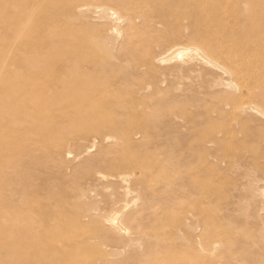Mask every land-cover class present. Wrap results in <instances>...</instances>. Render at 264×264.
Returning a JSON list of instances; mask_svg holds the SVG:
<instances>
[{
	"label": "rangeland",
	"instance_id": "obj_1",
	"mask_svg": "<svg viewBox=\"0 0 264 264\" xmlns=\"http://www.w3.org/2000/svg\"><path fill=\"white\" fill-rule=\"evenodd\" d=\"M263 115L264 0H0V264H264Z\"/></svg>",
	"mask_w": 264,
	"mask_h": 264
},
{
	"label": "bare ground",
	"instance_id": "obj_2",
	"mask_svg": "<svg viewBox=\"0 0 264 264\" xmlns=\"http://www.w3.org/2000/svg\"><path fill=\"white\" fill-rule=\"evenodd\" d=\"M112 10V9H111ZM217 12V11H216ZM113 13H115V12H112V14ZM123 20V19H122ZM117 25V24H116ZM121 31V30H120ZM210 32H212V31H210ZM190 48V47H189ZM189 48H186V47H183V46H174L173 48H171V50H170V52H167L168 54L165 56V54H164V56L161 58V57H159V58H161L163 61L166 59H171L172 57L174 58V57H179V56H182L183 54H185V53H187L188 51H190V49ZM207 48V47H206ZM191 50H194L193 52H197L198 54L200 53L197 49H191ZM227 51H229L228 49H227ZM253 52V51H252ZM200 56H203V55H201V54H199ZM195 56V55H194ZM203 57H205V56H203ZM207 58V57H206ZM244 59V58H243ZM158 60H160V59H157V61ZM167 61H169V60H167ZM243 61V60H242ZM161 62V61H160ZM211 62V61H210ZM239 62V61H238ZM212 64V63H211ZM214 64V63H213ZM213 64H212V66H213ZM216 64V63H215ZM237 65V64H236ZM215 66V65H214ZM217 68H219V67H217ZM220 70H221V68H220ZM222 70H224L223 69V67H222ZM221 70V71H222ZM226 71V70H225ZM228 72V71H227ZM235 72V71H234ZM227 74V73H226ZM231 83H232V81H231ZM231 85V84H230ZM233 85V84H232ZM235 86V85H234ZM248 96V95H247ZM248 101V100H247ZM234 104V103H233ZM245 104H247V103H245ZM252 106V105H251ZM253 108V107H252ZM258 108V107H257ZM255 109V108H254ZM257 110H259V109H257ZM258 113V112H257ZM238 114V113H237ZM241 114V113H240ZM262 114V113H261ZM264 116V115H263ZM107 176V175H106ZM126 176V175H125ZM125 176H123V178L125 177ZM122 177V176H121ZM123 178H121V179H123ZM128 191V190H127ZM126 206V208H128V204H126V205H123V207H125ZM126 208H124V209H126ZM123 212V211H122ZM122 212L120 211V212H116V213H114L113 214V216L109 219L110 220V224H112L114 227H116L118 230H126V227L124 226V225H122V223H121V216H122ZM107 219V218H106Z\"/></svg>",
	"mask_w": 264,
	"mask_h": 264
}]
</instances>
